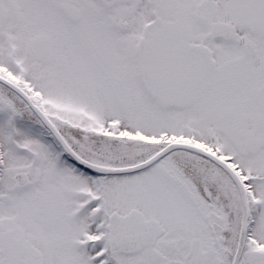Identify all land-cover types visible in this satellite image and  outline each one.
I'll use <instances>...</instances> for the list:
<instances>
[{"label": "snow or ice", "instance_id": "snow-or-ice-1", "mask_svg": "<svg viewBox=\"0 0 264 264\" xmlns=\"http://www.w3.org/2000/svg\"><path fill=\"white\" fill-rule=\"evenodd\" d=\"M0 264H264V0H0Z\"/></svg>", "mask_w": 264, "mask_h": 264}]
</instances>
